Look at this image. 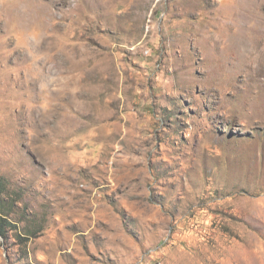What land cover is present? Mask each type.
<instances>
[{
	"label": "rangeland",
	"instance_id": "1",
	"mask_svg": "<svg viewBox=\"0 0 264 264\" xmlns=\"http://www.w3.org/2000/svg\"><path fill=\"white\" fill-rule=\"evenodd\" d=\"M0 264H264V0H0Z\"/></svg>",
	"mask_w": 264,
	"mask_h": 264
},
{
	"label": "trees",
	"instance_id": "2",
	"mask_svg": "<svg viewBox=\"0 0 264 264\" xmlns=\"http://www.w3.org/2000/svg\"><path fill=\"white\" fill-rule=\"evenodd\" d=\"M1 187V186H0ZM8 219H6L5 217H0V236L2 238L5 237V233H4V228L7 227V223H9L7 221Z\"/></svg>",
	"mask_w": 264,
	"mask_h": 264
}]
</instances>
